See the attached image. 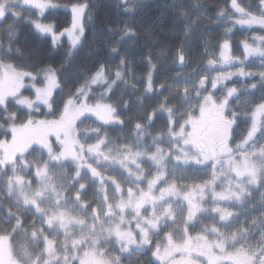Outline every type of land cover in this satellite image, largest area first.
I'll return each instance as SVG.
<instances>
[{
    "label": "snow or ice",
    "instance_id": "1",
    "mask_svg": "<svg viewBox=\"0 0 264 264\" xmlns=\"http://www.w3.org/2000/svg\"><path fill=\"white\" fill-rule=\"evenodd\" d=\"M140 6L139 0H120L118 8L131 17ZM171 7L180 4L173 0ZM21 8L37 15L22 17ZM57 8L52 0H0V24L13 21L2 29L9 44L0 45V264H134V255L145 251H151L153 264H264V70L244 67L255 57L264 69V35L241 41L243 59L232 55L226 38L202 70L154 86L162 58L171 52L172 65L186 68L188 49L181 42L174 51L157 53L155 62L151 54L143 57L147 72L137 77L120 52L126 41L138 39L126 22L106 28L114 38L112 46L104 41L106 56L93 49L92 67L61 81L65 64L61 69L35 64L28 71L10 59L19 53L12 47L16 21L24 19L53 50L67 37L65 58L71 63L84 46L90 6L72 4L70 26L62 30L43 22ZM177 18L187 40L197 24L182 10ZM217 19L225 22L226 37L237 26L264 30V0L255 11L230 0ZM212 71L216 75L210 77ZM234 77L243 78L241 87H227ZM26 80L34 99L22 94ZM136 83L143 86L136 113L122 118L131 107L123 93L139 92ZM209 83L213 90L226 88L222 98L208 90ZM97 87L102 91L89 103ZM159 97L155 107L146 103ZM18 112L26 118L20 120ZM161 118L163 127L153 131ZM109 169L121 179L107 175ZM190 169L207 170V179L188 175ZM254 193L259 199L249 206Z\"/></svg>",
    "mask_w": 264,
    "mask_h": 264
},
{
    "label": "trees",
    "instance_id": "2",
    "mask_svg": "<svg viewBox=\"0 0 264 264\" xmlns=\"http://www.w3.org/2000/svg\"><path fill=\"white\" fill-rule=\"evenodd\" d=\"M54 1L56 2L55 4L59 5V8L48 11L43 22H54L57 30L70 26L71 12L67 10L70 5L75 3L89 4L90 11L87 15H91L92 18L89 20L86 15L84 20L85 39L83 48L77 51L71 63H66L65 53L69 44L64 38L61 41L62 47L53 50L50 48L48 41L37 39L31 24L21 19L16 21L18 35L12 41L13 49H19V53L13 55L10 59L18 67L28 71H34L32 66L35 64L40 66L50 64L57 69H61V65L65 64V67L61 69V81H63L65 75H79L86 69L91 68L96 59L93 49L99 48L101 55L106 56L107 47L104 41H109V46H112L111 42L114 41V38L110 36L106 28H117L126 22L131 23L135 28L138 39L135 42L126 41L124 45L120 46V52L122 56H125L133 64V74L137 77L145 76L147 72L146 65L142 63L143 57L151 54L155 62L157 53H160L163 49H172L174 51L181 42H184L185 47L188 49L190 60L186 68L181 69L172 65L171 52L167 54L166 59L162 58L159 70L154 77V86H158L165 81L170 83L171 78L178 73H191L193 69L197 68L202 70L209 58L208 56L216 55L219 51L217 45L226 38L231 43L233 54H240L242 50L241 41L249 39V37L246 38V30L240 29L239 26L233 29L231 35L225 36V22L218 20L217 14L221 9L229 7L230 0H177L180 8L171 7L173 0H139L141 6L136 10L135 15L131 17L124 14L121 8H118L120 0ZM240 2L245 6L250 5L251 10L255 11L258 0H240ZM18 10L21 11L22 17L25 18H35L37 15L35 11L29 9L21 8ZM181 10L188 14L189 20L195 21L197 24V27L192 30L187 40L184 36V23L177 18V13ZM9 23H13L11 18L0 24V45L7 46L9 44L7 35L2 31ZM118 59L119 57H116V60ZM189 78L194 79V77ZM79 82H83L82 76ZM136 87L139 90L136 94L127 91L123 93V101L129 102L131 107L122 118L134 116L136 113V105L138 104L136 95L143 93V86L141 83H136ZM94 90L96 96L93 97L92 101H95L102 88L97 87ZM65 91H67L66 88ZM164 94L167 95V92ZM116 95H120L119 89ZM59 99L60 95L57 94V102ZM115 99L116 96L113 97V100ZM158 99H162V97L154 98L146 103L155 107ZM173 104L179 106V101H173ZM11 110L15 111L14 109ZM147 110L151 111V108ZM19 113L20 119L26 118V112ZM239 123L242 125L241 131H243L242 121H239ZM162 127L163 118L157 120L153 131ZM128 131H130V126L124 130V134H127ZM109 133L112 136H116V132L111 129H109ZM1 136H3L2 133H0V138H2ZM140 259L144 260L146 264H153L146 253L138 257V261H141Z\"/></svg>",
    "mask_w": 264,
    "mask_h": 264
},
{
    "label": "rangeland",
    "instance_id": "3",
    "mask_svg": "<svg viewBox=\"0 0 264 264\" xmlns=\"http://www.w3.org/2000/svg\"><path fill=\"white\" fill-rule=\"evenodd\" d=\"M52 3H56L54 0H52ZM70 8H71V5L67 8V10L68 11H70ZM24 9H26L27 10V8H24ZM256 9V8H255ZM50 11V10H49ZM71 12V11H70ZM47 13H48V11H47ZM240 27V26H239ZM240 29H241V27H240ZM243 29H245L246 31H245V34H246V38L247 37H249V39H248V41H249V43H251V37L252 36H260V35H264V30H261L260 29V27L259 26H253V28H251V29H247V28H243ZM66 41H67V43L69 44V41H68V38L67 37H65L64 38ZM245 40V39H244ZM216 55H218V53L216 54ZM232 55L234 56V57H241V59H243V49L241 50V53L240 54H233L232 53ZM210 56H213V55H210ZM210 56H208V57H210ZM259 64H260V60L258 59V58H255V57H251V58H249L247 61H245V64H244V67H245V69L246 70H251V71H254V72H258V71H262V70H264V69H261L260 67H259ZM239 66V65H238ZM217 70H223V71H235V68H231V67H225V68H223V69H221L219 66H218V68H217ZM201 74H204L203 72H201ZM209 75H210V77L211 76H215L216 75V72L215 71H212V72H210L209 73ZM252 82H254V81H251V80H249V81H247V83L248 84H251ZM182 83V82H181ZM226 83V85H227V87H233V86H236V87H241L242 86V84L244 83V80H243V78H240L239 80L237 79V78H233L231 81H226L225 82ZM25 84H26V88L25 89H22V94L24 95V96H27V97H29V98H33L34 99V97H35V93H34V89H32L31 87H29L28 85H30L31 84V82L30 81H28V80H26L25 81ZM36 86L37 87H40V86H42V84H41V82L39 81L38 83L36 82ZM173 87H175V86H173ZM207 88H208V90L210 91V92H212L213 93V95L216 97V98H222V96H223V94H224V92H226V88H223V87H220L219 88V90H213L212 88H211V84L209 83L208 85H207ZM168 94V93H167ZM208 93L207 92H204V93H202L201 95H207ZM259 95V93H257V96ZM90 102L91 103H93L94 101H92V100H90ZM89 102V103H90ZM254 102H258V101H254ZM195 103V101H193V104ZM232 107H234L235 106V102L231 105ZM184 107H187V105H185ZM11 110V109H10ZM15 111H16V109H14ZM182 111H183V108L181 109ZM40 111L43 113V112H46L47 111V109L46 108H44V107H41V109H40ZM238 111H239V109H238ZM19 114H21V112L19 113ZM196 115H198L199 113H198V109H197V111H196V113H195ZM37 119H44V118H47V119H53L54 117L53 116H47V117H45V116H43V115H39V116H37L36 117ZM25 119V118H24ZM20 120H23V119H20ZM0 122H2V121H0ZM20 121L18 120L17 121V123H19ZM88 122V121H87ZM87 122H86V124H87ZM92 122V121H91ZM242 123H243V121H242ZM91 125H92V123H91ZM82 127H83V125H82ZM246 134V133H245ZM2 138H3V136H1ZM237 137H239V136H237ZM237 137H236V141L237 140H239V139H237ZM240 138V137H239ZM9 139H10V136H9ZM52 139H53V141H54V137H52ZM146 168L148 167L147 165H144ZM102 171H103V169H102ZM204 171H207V170H204ZM204 171H199V170H194V169H190V170H188V175H196V176H198V177H203V178H205V179H207V177L206 176H204ZM107 175H113V176H115L118 180H120V175H119V173L118 172H113V171H111L110 169L107 171V173H106ZM189 182H191V181H189ZM124 187L126 188L127 187V185L125 184L124 185ZM221 189L220 188H217V191H220ZM254 195V200L253 201H250L249 202V206H251V204L252 203H255V201H257L259 198L258 197H256L255 196V194H253ZM90 197H91V193H89V196L88 197H86V199H90ZM206 206H210V205H206ZM234 210H236V211H239V209H234ZM252 215H257V213H253ZM251 217H249V219H250ZM241 219H244L243 217H241ZM205 223H211V220H205L204 221ZM200 229H199V227H197V228H195V229H192L191 230V232H192V234L193 235H195L198 231H199ZM160 238H154V241L155 240H159ZM153 249H154V247H155V243L153 244ZM144 253H146L147 255H148V257H149V254H150V257L149 258H151L152 259V262H153V257L151 256V251H145V252H143L142 254H144ZM113 254H115V253H113ZM142 254H140V255H138V254H135L134 255V257H133V260H134V264H146V262L144 261V260H141V261H138V257H140V256H142Z\"/></svg>",
    "mask_w": 264,
    "mask_h": 264
},
{
    "label": "flooded vegetation",
    "instance_id": "4",
    "mask_svg": "<svg viewBox=\"0 0 264 264\" xmlns=\"http://www.w3.org/2000/svg\"><path fill=\"white\" fill-rule=\"evenodd\" d=\"M238 110V109H237ZM238 123H239V121H238ZM238 141V140H237ZM255 194V196L256 197H258L259 198V194L258 193H254ZM149 257H150V254H149ZM151 259V258H150ZM152 260V259H151Z\"/></svg>",
    "mask_w": 264,
    "mask_h": 264
}]
</instances>
